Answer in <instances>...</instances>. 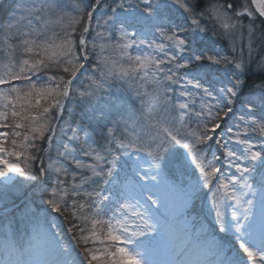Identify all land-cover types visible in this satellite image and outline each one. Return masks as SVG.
<instances>
[{"label": "snow or ice", "instance_id": "snow-or-ice-1", "mask_svg": "<svg viewBox=\"0 0 264 264\" xmlns=\"http://www.w3.org/2000/svg\"><path fill=\"white\" fill-rule=\"evenodd\" d=\"M12 174L0 264H264V0H0Z\"/></svg>", "mask_w": 264, "mask_h": 264}, {"label": "rangeland", "instance_id": "rangeland-1", "mask_svg": "<svg viewBox=\"0 0 264 264\" xmlns=\"http://www.w3.org/2000/svg\"><path fill=\"white\" fill-rule=\"evenodd\" d=\"M130 2L134 4L136 2V0H130ZM168 2L170 3V0H168ZM221 2H223V0H221ZM244 2H245V0H240L241 4ZM249 2H250V0H249ZM177 16H178V14H177ZM237 46L239 47V43ZM217 51L219 52L220 55H229L230 56L232 54L231 48L228 45L227 41H222L220 47L216 48L215 51H213L211 49H206V54H216ZM248 75H250V76H248V79L252 81V78H254L260 74L255 73V72H249ZM261 78L262 77L260 76L257 80L253 81L254 83L248 82L249 87L252 86V88H254L256 86V84L261 80ZM81 79H83V77H81ZM116 95L122 96V94L119 91H116ZM74 106L75 105L71 104V109L73 111H75ZM78 110H79V108H77V111ZM20 179L21 178H18L17 176L12 174V180L10 181L11 187L9 188V190L7 192L4 191L3 183L0 182V217H3L5 215V213H4L5 208L10 210L11 208H13L15 206V209H18V208L22 207L25 202H28V201H30L34 206H39L41 204L40 199H37L36 198L37 196L33 195V193H35L34 189L29 187L26 184L20 183ZM24 194H26V196L23 197ZM19 198H20V200L17 202V200ZM15 209H13L12 211H9V215L13 214ZM53 215H56V214H53ZM62 219L63 218H61V220ZM65 227H67V226L65 225Z\"/></svg>", "mask_w": 264, "mask_h": 264}, {"label": "trees", "instance_id": "trees-1", "mask_svg": "<svg viewBox=\"0 0 264 264\" xmlns=\"http://www.w3.org/2000/svg\"><path fill=\"white\" fill-rule=\"evenodd\" d=\"M248 76H250V75H248ZM260 76H261V75H257L256 77L252 78V81L248 79V80H249L248 82L251 83V82L257 80ZM253 83H254V82H253ZM249 88L251 89L252 86H250ZM69 107L71 108V104L69 105ZM77 108H78V107L74 106V109H75L74 112H76V113L79 112V110L77 111ZM66 118H67V115H66ZM56 139L59 141V140L61 139V137L58 135V136L56 137ZM33 195L37 196V197H36L37 199H40V197H39L38 195H36L35 193H33ZM24 196H26V194H24L23 197H24ZM20 198H21V197H20ZM20 198L17 200V202L20 200ZM17 202H16V203H17ZM65 224H66V226H67V223H66V222H65Z\"/></svg>", "mask_w": 264, "mask_h": 264}]
</instances>
